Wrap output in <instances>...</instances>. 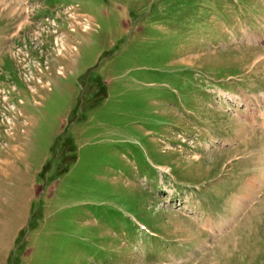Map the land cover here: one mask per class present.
Instances as JSON below:
<instances>
[{
	"label": "rangeland",
	"instance_id": "1",
	"mask_svg": "<svg viewBox=\"0 0 264 264\" xmlns=\"http://www.w3.org/2000/svg\"><path fill=\"white\" fill-rule=\"evenodd\" d=\"M36 1L0 0V264H264V0Z\"/></svg>",
	"mask_w": 264,
	"mask_h": 264
},
{
	"label": "bare ground",
	"instance_id": "2",
	"mask_svg": "<svg viewBox=\"0 0 264 264\" xmlns=\"http://www.w3.org/2000/svg\"><path fill=\"white\" fill-rule=\"evenodd\" d=\"M64 10H65V13H63V15H65V17H71V18H73V20H74V22H75V20L77 21V24L78 25H81L82 26V28H84L83 29V31H85V30H87L88 28H89V25H88V22L87 21H85L84 19H85V16H84V14L83 13H81V12H79V11H76V10H74V9H72L71 7H66V8H64ZM31 27L34 29V27L32 26V24H31ZM54 28V27H53ZM34 31V30H33ZM50 31V30H49ZM49 31H46V35L47 36H52V39H53V41H54V38H57L58 40H55V43H56V45H57V48H56V50H58L59 49V47L61 46L63 49H65V47H64V43H63V37L64 36H68V35H70V36H73V35H75V29H73L72 27L70 28V30L69 31H67L66 33H65V35L64 36H62L63 34H61V31H54L53 33H51V32H49ZM58 32H60V34L58 33ZM35 32H33V36L35 35L36 36V38L35 39H38L39 38V36H41V38H40V40H41V42H39V43H41L42 44V42H43V33L44 32H40V33H38V32H36V34H34ZM39 35V36H38ZM34 36V37H35ZM57 41H59V44L57 43ZM43 44H44V42H43ZM55 45V46H56ZM46 46V45H45ZM66 46V45H65ZM50 49H48V51H53V49L55 48L54 47V45L53 44H51L50 45ZM27 48H29L28 47V45H27ZM69 48V47H68ZM71 49V48H70ZM67 52H69V51H67ZM30 54V53H29ZM24 56V55H23ZM23 56H21V59H26V60H29V56H25V57H23ZM30 56H31V54H30ZM36 63H38V62H36ZM47 65V64H46ZM37 76H39V78H41V79H39V83L40 82H42L43 81V78H42V76H41V74H38ZM43 83V82H42ZM1 93L2 94H4V101H3V103L4 102H10V96L8 97V95H11L10 93H8V91H1ZM2 96V95H1ZM8 120H10V119H8ZM11 121V120H10Z\"/></svg>",
	"mask_w": 264,
	"mask_h": 264
},
{
	"label": "flooded vegetation",
	"instance_id": "3",
	"mask_svg": "<svg viewBox=\"0 0 264 264\" xmlns=\"http://www.w3.org/2000/svg\"><path fill=\"white\" fill-rule=\"evenodd\" d=\"M24 36V33H22V35L20 34V37ZM14 45H18L20 46L19 42H16L15 40L13 41Z\"/></svg>",
	"mask_w": 264,
	"mask_h": 264
}]
</instances>
